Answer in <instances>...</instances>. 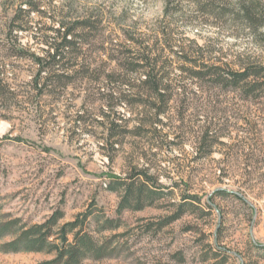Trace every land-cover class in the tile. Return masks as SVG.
I'll return each instance as SVG.
<instances>
[{
    "label": "rangeland",
    "instance_id": "obj_1",
    "mask_svg": "<svg viewBox=\"0 0 264 264\" xmlns=\"http://www.w3.org/2000/svg\"><path fill=\"white\" fill-rule=\"evenodd\" d=\"M27 1L0 0V219L35 225L62 211L65 224L92 210L120 221L103 233L89 222L112 253L82 264H264V80L246 95L181 71L182 58L225 72L264 66V0H255L261 25L252 28L234 17L236 0H32L39 8L29 15L20 9ZM17 18L30 22L27 31ZM61 22L90 29L77 32L73 77L40 92L38 65L21 56H43ZM147 46L167 66L172 99L152 128L138 126L154 111L118 106L123 127L112 147L101 124L106 98L125 94L113 84L123 80L119 65ZM135 168L158 180L161 197L120 214L114 180ZM51 259L0 253V264Z\"/></svg>",
    "mask_w": 264,
    "mask_h": 264
},
{
    "label": "trees",
    "instance_id": "obj_2",
    "mask_svg": "<svg viewBox=\"0 0 264 264\" xmlns=\"http://www.w3.org/2000/svg\"><path fill=\"white\" fill-rule=\"evenodd\" d=\"M236 1L238 2V14L234 17H238L251 28L261 25L258 19L261 13L260 6L255 0L251 2ZM23 7H29V10H22ZM38 8L34 6L32 0L25 2L24 6L23 4L20 5L21 12L24 11L27 15L38 11ZM14 22L18 23L16 29L22 31H27L23 26L30 23L19 18ZM59 24L58 29L51 30L56 33L57 37L51 42H45L48 50L43 56H21L32 58L38 65L36 87H40V92L60 84L64 79L73 77V74L76 73L74 72L75 64L69 65V62L72 59L78 60L80 57V53H78L79 44L76 42L80 36H77V32L90 29L89 22H83L78 26H69L64 22ZM200 51L202 48H197V52ZM152 53L153 51L149 46L144 47L141 56L127 57L124 63L119 65L122 72L118 74V77H123V80H118L113 84L118 83L119 88L126 87V90L123 91L125 94L123 96L119 94V98H115L114 95L106 98L107 106L102 114L104 122H101L110 133L107 142H111L112 147L119 145L118 141L112 140L119 135L117 130L123 127L120 123L123 119L116 111L120 105H129L132 109L139 106L154 111L153 120H141L138 127L152 128V126L157 125L158 127L163 123L162 117L166 114L172 97H168L170 88L165 84L168 74L163 73L167 66L160 62L158 57L151 58ZM175 53L177 54V52ZM182 59L184 66L181 71L187 74L189 80L202 82L207 78H216L221 81L220 84L223 87L243 92L246 95L254 94L259 89L260 82L264 80V66L254 62L239 63L237 69L225 72L222 66L216 64L210 66L206 63L192 62L187 58ZM42 74H45L44 78H42ZM107 79L108 83L113 82L111 76H108ZM135 81L139 83L138 86L135 83L131 84ZM114 93L117 95L118 92L114 91ZM138 97H145L152 102L138 100ZM114 99H119V103L112 104ZM147 133L157 140L155 132L154 135L152 132ZM137 135L141 136L140 133ZM208 135L209 133L203 138L204 141ZM2 140L0 139V143ZM148 173V169L139 170L135 168L128 180L116 177L114 180L116 186L112 190L114 192L121 191L123 194L118 210L120 214L125 210H143L147 206H152L153 202L161 197L156 187L158 180L148 176ZM218 194H223V192L219 191ZM189 199L196 200L197 198ZM95 213L89 210L78 215L72 222L65 224H61L65 217L62 211L54 212L42 224L35 225H29L21 219H10L6 216L7 219H0V253H38L52 256L51 260L39 264H82L87 260L101 261L107 259L111 257L112 246L108 242L98 241L87 226L92 220L98 225L96 232L103 233L117 230L121 224L120 221L107 218L102 213ZM180 217L181 215L173 219L177 220ZM6 239L10 240L5 241Z\"/></svg>",
    "mask_w": 264,
    "mask_h": 264
}]
</instances>
